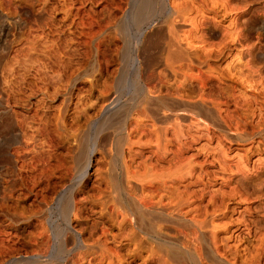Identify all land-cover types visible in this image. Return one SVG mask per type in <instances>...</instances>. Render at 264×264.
I'll list each match as a JSON object with an SVG mask.
<instances>
[{
	"label": "rangeland",
	"instance_id": "1",
	"mask_svg": "<svg viewBox=\"0 0 264 264\" xmlns=\"http://www.w3.org/2000/svg\"><path fill=\"white\" fill-rule=\"evenodd\" d=\"M0 264H264V0H0Z\"/></svg>",
	"mask_w": 264,
	"mask_h": 264
},
{
	"label": "bare ground",
	"instance_id": "2",
	"mask_svg": "<svg viewBox=\"0 0 264 264\" xmlns=\"http://www.w3.org/2000/svg\"><path fill=\"white\" fill-rule=\"evenodd\" d=\"M69 222V221H68ZM67 226H69V225H67ZM69 228V227H68Z\"/></svg>",
	"mask_w": 264,
	"mask_h": 264
}]
</instances>
